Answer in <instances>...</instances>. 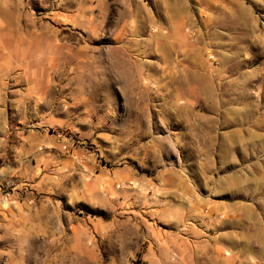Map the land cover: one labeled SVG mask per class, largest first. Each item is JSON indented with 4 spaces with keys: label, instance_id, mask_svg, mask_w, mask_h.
<instances>
[{
    "label": "rangeland",
    "instance_id": "obj_1",
    "mask_svg": "<svg viewBox=\"0 0 264 264\" xmlns=\"http://www.w3.org/2000/svg\"><path fill=\"white\" fill-rule=\"evenodd\" d=\"M0 264H264V0H0Z\"/></svg>",
    "mask_w": 264,
    "mask_h": 264
}]
</instances>
